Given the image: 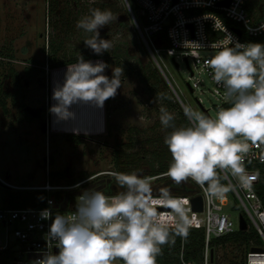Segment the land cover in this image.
<instances>
[{
	"label": "rangeland",
	"instance_id": "obj_1",
	"mask_svg": "<svg viewBox=\"0 0 264 264\" xmlns=\"http://www.w3.org/2000/svg\"><path fill=\"white\" fill-rule=\"evenodd\" d=\"M130 4L138 23L142 25L138 5L134 0H130ZM253 7L259 9L257 0L247 4L248 11ZM91 8L110 10L118 17L100 29L101 36L110 40L113 45L109 52L100 56L85 46L83 40L89 34L76 27L77 21ZM151 38L155 39V36ZM158 48L159 52L155 55L147 49L123 0H0V85L4 84L13 92L11 115L3 118L0 113L1 120L4 119L7 123L5 127L0 126V177L16 186H41L46 181L66 185L67 178L57 177L59 172L64 171L68 178L86 177L81 180L84 182L78 191H83L92 181L101 177L115 180L112 176L115 159L121 167H125L130 158L136 160L143 155L141 153L149 156L154 149L163 146L168 129H164L160 123V108L164 107L165 95L170 100L169 93H172V97L174 95L168 81L183 105H189L213 117L220 107H225L219 97L211 93L212 84L202 72H198L192 64L188 67L181 57L168 56L164 51L165 45H159ZM52 53L57 63L73 61L79 53L82 56L93 54L96 57L91 61L103 60L109 65L105 70L109 77L112 75V68L123 70L119 77L120 88L115 97L109 98L108 103L104 102L100 107L101 113L105 111L104 126L100 132H73L71 134L74 137L64 138L62 134H53L48 128V114L54 106L50 77L53 68L45 61L47 55ZM31 61H39L43 65L30 64ZM26 67H38L43 72L30 81L25 73ZM10 69L17 76L12 72L10 74ZM189 69L194 71V78H190ZM135 70H146L150 74L146 81L148 84L142 82ZM14 77L18 79V85H15ZM197 79L201 90L194 88L190 91L187 84ZM225 100L228 98L225 97ZM76 103L79 107L80 101L74 102L71 104V111ZM16 106L25 108L26 114L20 115ZM167 110L175 116L174 110ZM96 112L98 111H94L95 115L99 114ZM22 116L26 121L20 120ZM79 119H82V115L75 116L71 126L80 124ZM85 119L84 117V121H87ZM85 123H81L79 128L82 132ZM177 125L182 124L177 120ZM74 129L78 127L75 126ZM156 138L161 145L149 141ZM144 161L143 159L138 165L135 164L136 167L134 162L128 168L138 170L143 175L149 169ZM156 181L151 179V187ZM191 181L197 187L196 182ZM33 191L35 190L9 189L0 184V207L9 200L27 201L29 195L36 193ZM66 192L68 191L51 192L50 195H55L56 200L60 201ZM229 197L234 209L228 210L236 223L239 214L244 213L236 199ZM185 209L186 216H190L187 204ZM248 231L246 247H264L263 241L249 222ZM217 253L225 256H221L220 261L215 259V264H236L242 259L243 247L229 245L219 249ZM114 264L124 263L115 261Z\"/></svg>",
	"mask_w": 264,
	"mask_h": 264
},
{
	"label": "clouds",
	"instance_id": "obj_2",
	"mask_svg": "<svg viewBox=\"0 0 264 264\" xmlns=\"http://www.w3.org/2000/svg\"><path fill=\"white\" fill-rule=\"evenodd\" d=\"M124 3L130 10V0ZM117 18L110 10L91 8L77 21L76 27L89 34L83 40L85 46L96 55L113 47L110 40L101 37L100 29ZM219 30L225 36L210 44L213 54L205 67L211 70L212 80L223 86L231 106L220 107L213 117L184 105L185 125H177L175 116L160 108V123L170 129L164 136L171 154L167 175L176 183L189 178L201 186L207 183V191L214 196L229 190L221 185L217 169L230 170L246 186L249 178L242 162V154L248 149L246 141L264 143V44L233 43L222 23ZM193 44L203 47L192 42L185 47ZM107 68L103 60H85L79 53L76 64L67 67L63 83L53 90L57 103L51 111L64 116L74 102L92 101L102 107L107 99L114 98L123 70L112 68L109 77L105 75ZM112 176L123 189L115 195L84 189L76 197L74 211H41L42 219L51 220L47 248L32 264H114L118 259L124 264H157L162 246L174 242L173 232L187 235L186 209L166 190H161V199L154 201L150 176H142L138 170L113 172ZM154 203L171 208V223L167 216L157 213Z\"/></svg>",
	"mask_w": 264,
	"mask_h": 264
},
{
	"label": "built area",
	"instance_id": "obj_3",
	"mask_svg": "<svg viewBox=\"0 0 264 264\" xmlns=\"http://www.w3.org/2000/svg\"><path fill=\"white\" fill-rule=\"evenodd\" d=\"M138 5L143 24L140 25L130 7L128 10L130 17H133L137 31L150 53L155 55L159 52V45H165L164 51L168 56L186 58L188 67L194 66L198 72H202L212 84L211 93L219 97L221 104L225 108L230 107L229 100H225L222 85H217L211 78V70L205 67V61L211 57L213 50L210 44L224 38L225 33L220 29L221 23L227 33L233 37V43H247L244 38L258 37L264 34V0H257L259 9L256 7L248 11L247 4L252 0H229L227 5H219L225 0H134ZM124 2V0H123ZM217 24V29L215 28ZM235 24V26H233ZM240 31V34L235 32ZM155 36V39L151 38ZM187 42L200 44L203 47L189 45ZM158 43V44H156ZM156 61V60H155ZM159 70L161 67L157 63ZM190 70V78H194V71ZM164 74V73H163ZM169 86L183 108L176 90L168 81ZM200 81L197 79L189 86L191 91L194 88L201 90ZM240 139H243L242 137ZM248 149L242 154L243 168L245 175L249 178L246 186H242L238 178L231 175L230 170L218 169L220 183L229 190L222 196L210 195L207 191L206 183L201 186L197 184V192L193 194H168L173 200L180 202L185 208L188 205L190 216H187L188 227L202 228L204 232V249L199 262L187 261L180 253L179 264H215L214 260L221 259L217 253L215 258L213 251L209 247L212 239L228 235L239 230V216L241 215L254 229L256 235L264 243V143L257 141L252 143L246 141ZM168 176L163 173L151 178ZM262 178V185L260 184ZM84 181L73 185L51 184L46 181L41 186L18 187L5 182L13 188L23 190H43L47 193L45 207L42 208H10L0 207V264H32V261L39 258L41 251L46 250V233L49 230L51 220L42 219L40 213L44 209H51L53 213L70 212L75 210L77 196L71 195L67 201L66 209L54 208L55 204H60L63 199L57 201L51 192L61 193L62 191H78L79 186ZM261 186V187H259ZM261 190V193L258 192ZM63 195V194H62ZM196 195L202 198V210L193 212L191 210L190 199ZM233 196L240 205L244 214H239L235 223L230 216L228 209H234L230 205V197ZM154 201L161 199V194H152ZM51 202V203H50ZM157 207H166L164 204H153ZM157 213L161 217L167 216L169 222L173 220L172 210H159ZM248 221V222H247ZM241 231V230H240ZM260 250H251V248ZM55 252L57 249L52 246ZM222 255V254H221ZM237 264H264V247L251 246L249 249L243 247L242 259Z\"/></svg>",
	"mask_w": 264,
	"mask_h": 264
},
{
	"label": "trees",
	"instance_id": "obj_4",
	"mask_svg": "<svg viewBox=\"0 0 264 264\" xmlns=\"http://www.w3.org/2000/svg\"><path fill=\"white\" fill-rule=\"evenodd\" d=\"M123 25H124V23H123ZM233 26H235V24H233ZM244 40L247 43L252 42V43L264 44V34L260 35L258 37H247V38H244ZM53 54L54 53H52L49 56L47 55V59L45 61V63L47 65L49 64V66H51V68H56L59 66H63V65L72 64V63L77 62V59H75V60L70 61L68 63H66V62L57 63V62H55L57 60L55 59ZM83 57L85 60H90V59L95 58L96 56L91 54V55H86ZM32 63L36 64L37 66L43 65L39 61H31L30 64H32ZM11 72L15 75V72L10 69V74H12ZM42 72L43 71L38 67H26L25 68V73H26L27 77L30 79V81H33ZM136 72H138V71H136ZM137 74L140 75L142 82L148 84V82H146V81L149 79L150 74L146 70L144 72L143 71L138 72ZM15 76H17V75H15ZM154 76H156V75H154ZM16 84L18 85V79L15 78V85ZM171 94L169 93L171 100H170L168 95H165L164 101L165 100L166 101L164 103V107L166 109H172L175 111V121L174 122L176 124H177V120H178V123L180 122L182 125H185V124H187V119L184 115L183 108L181 107L180 103L178 101H176L174 95H173V97H174L173 98ZM174 99H175V101H174ZM107 103H108V99L105 101V104H107ZM151 128H153V127H151ZM168 131H170V129H168ZM61 136H63L64 138L74 137V135H72V134H62ZM149 141L155 142L156 145H158V143L160 144V141L158 138H156L155 140L150 139ZM141 154H143V155L136 160L133 157L130 158V160L127 161V165L125 167H121L119 165V162H117V159H115L116 158L115 157L114 158L115 161L113 163V167H114L113 171L114 172L130 173V172L134 171V169H132V168L129 169L128 166H131L135 162L134 166L136 167V165H138L137 163L144 159L145 160L144 164H147L149 166L148 167L149 169L142 176L154 177V176H157V175H160L163 173H167L168 165H169V162L171 161V154L168 151L167 146L164 144V142H163V146H161V148L154 149L150 154H148L149 156H147L145 153H141ZM259 169L261 171H263L264 167L259 166ZM49 175H50V173H49ZM217 175L220 178V174H219L218 169H217ZM57 177H59L60 179L67 178V180H65L67 182L66 185L76 184L79 181H81L82 179L86 178L85 176L68 178V176L65 174L64 171L59 172ZM57 177H54V178L57 180ZM156 180L157 181H156L155 185L153 187H151L152 188V194H161V190H166L168 194H193V193L197 192V190H198L197 187L192 184V181L190 179H188L187 181H182L180 183H176L171 178H169V176H165V177H157ZM260 184L262 185V178H261ZM206 185H208V184L206 183ZM259 187H261V186H259ZM122 190L123 189H121L117 185L116 180L111 179L110 182L107 183L106 188L104 189L103 192L105 194H116ZM33 192H36V193L29 195L27 201H25L24 199L22 200V202H16V201L9 200L2 207H10V208H42V207H45V199L47 197V193L43 190H35ZM258 192L261 193V190H258ZM20 203H22V204H20ZM248 232H249L248 229L246 231L237 230L236 232H234L232 234L223 235L221 237L212 239L209 243V247L213 251L214 258H215L217 251L219 249L224 248V247H228L229 245H233L236 247L241 246V247L247 248L246 242L248 241V238H249ZM171 241H174V242H170V243L162 246V254L156 258L157 264H179L180 253L182 254L183 259H185L187 261L199 262L201 260L202 254H203V249H204V232H203L202 228L188 227L187 235L183 236V237L177 236L173 232L171 234ZM221 256L223 257L225 255L222 254ZM117 261L124 263L122 260H119V259Z\"/></svg>",
	"mask_w": 264,
	"mask_h": 264
},
{
	"label": "crops",
	"instance_id": "obj_5",
	"mask_svg": "<svg viewBox=\"0 0 264 264\" xmlns=\"http://www.w3.org/2000/svg\"><path fill=\"white\" fill-rule=\"evenodd\" d=\"M76 63H72V64H67V65H63V66H59L56 68H53L51 70V90L53 93L54 88L57 86L58 83H63V79H64V73L67 70V67H71L73 65H75ZM50 94V91H49ZM57 102L54 100L53 101V105H55ZM49 107H50V97H49ZM53 108V106H52ZM101 109L100 106H97L94 102L92 101H80L79 107L78 104L76 103V105H74L73 111H71V106L67 109V112L64 116H60L58 114H56L55 112L51 111L48 114V128L50 129V131L53 134H88V132L91 131H96V132H100L101 129L103 128L102 126H104V112L103 111L101 113ZM94 111H98L99 114L94 113ZM96 112V113H98ZM92 113V114H91ZM77 115H82V119H79L78 121L80 122V124H74V126H71V121L73 122V119L75 118V116ZM103 115V118H102ZM84 117L86 118L84 121ZM88 118V119H87ZM103 119V121H102ZM89 120V121H88ZM74 122H77V120H75ZM87 122V123H85ZM91 122V123H89ZM81 123H85V127H84V131L82 132L79 128ZM79 125V126H77ZM78 127V129H74V127ZM86 129V130H85ZM87 132V133H85Z\"/></svg>",
	"mask_w": 264,
	"mask_h": 264
},
{
	"label": "flooded vegetation",
	"instance_id": "obj_6",
	"mask_svg": "<svg viewBox=\"0 0 264 264\" xmlns=\"http://www.w3.org/2000/svg\"><path fill=\"white\" fill-rule=\"evenodd\" d=\"M12 98H13V92L12 91H9L4 84L0 85V113L3 115V118L4 116H7V115H11V107H12ZM16 108L20 111V115H25V111L26 109L21 106H16ZM17 109H15L17 111ZM1 114H0V126H6L7 123H5L4 119L1 120ZM20 120H23V121H26V119L24 118V116H22L20 118ZM18 120V121H20ZM16 120V122H18ZM9 125V124H8ZM109 178L107 177H101V178H98V179H95L94 181H92V183L94 184V188L97 189V190H100V191H104V189L106 188V185L108 182ZM0 184L3 185L4 187H7L9 189L13 188V187H10L9 185L5 184V181L4 179H2L0 177ZM8 183V182H7ZM10 184V183H9ZM16 186V185H15ZM23 186H28V185H22V186H18V187H23ZM17 189H21L23 190L22 188H17Z\"/></svg>",
	"mask_w": 264,
	"mask_h": 264
},
{
	"label": "water",
	"instance_id": "obj_7",
	"mask_svg": "<svg viewBox=\"0 0 264 264\" xmlns=\"http://www.w3.org/2000/svg\"><path fill=\"white\" fill-rule=\"evenodd\" d=\"M229 2V0H225L224 2L220 3L219 5H227ZM235 32L237 34H240V31L238 29H235ZM186 65L188 66V61L187 59L185 58L184 59ZM175 66L178 67V63L175 62ZM190 91H191V87L189 86V84H187ZM206 112V111H205ZM108 181H110V179H108ZM1 183V182H0ZM95 189L94 188V184H89L85 187V189ZM80 194V191H73V192H66L64 194V198H63V201L60 203V204H55L54 205V208L56 209H60V210H65L66 209V205H67V201L69 199V197L71 195L73 196H77ZM190 204H191V210L193 212H200L202 210V198L200 195H196L194 197H192L190 199ZM153 208L156 210V211H159V210H171L170 207H157V206H153ZM247 228V225H246V221L244 220V218L240 215L239 216V230L243 231ZM251 250H260L259 248H251ZM56 251V250H55Z\"/></svg>",
	"mask_w": 264,
	"mask_h": 264
}]
</instances>
